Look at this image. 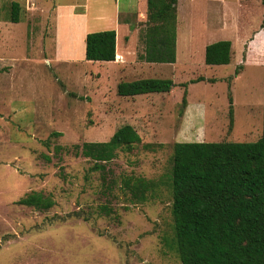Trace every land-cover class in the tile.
<instances>
[{
  "label": "rangeland",
  "instance_id": "374dc122",
  "mask_svg": "<svg viewBox=\"0 0 264 264\" xmlns=\"http://www.w3.org/2000/svg\"><path fill=\"white\" fill-rule=\"evenodd\" d=\"M71 1L0 0L6 22L0 24V264H22L33 238L49 234L62 240L57 264H181L172 249L173 146L260 139L264 58L259 50L248 55L243 43L262 26L264 0H179L175 64L138 60L146 0H77L68 18ZM13 2L24 24L7 22ZM116 12L129 28L120 29L119 63L87 61L85 33L112 29ZM218 41L233 44L234 60L208 66L206 48ZM140 79L176 86L170 93L118 95L120 83ZM125 125L141 143L107 166L117 186L106 191L93 162L76 156L73 146L107 142ZM132 175L164 186L133 204L121 188ZM32 191L56 205L41 212L17 204ZM25 234L30 238L7 246Z\"/></svg>",
  "mask_w": 264,
  "mask_h": 264
},
{
  "label": "trees",
  "instance_id": "16d2710c",
  "mask_svg": "<svg viewBox=\"0 0 264 264\" xmlns=\"http://www.w3.org/2000/svg\"><path fill=\"white\" fill-rule=\"evenodd\" d=\"M178 3L148 0V24L142 32L144 51L138 55L139 61L176 63ZM11 8L9 20L18 23L20 4L13 2ZM261 27L264 29V18ZM116 38L115 30L87 34L86 60L114 62ZM231 60L230 41L207 46L206 65L225 66ZM175 86L170 79H140L120 83L117 93L121 97L170 93ZM183 103H187L186 94ZM139 143L141 137L134 127L125 125L109 141L75 145L73 151L93 162L91 171L99 172L105 190L111 191L117 181L109 180L107 166L119 151ZM161 186V180L133 175L121 180V188L133 204L148 202ZM169 187L173 196L172 249L181 264H264V102L263 133L256 142L175 143ZM17 204L41 212L56 205L41 191L26 194ZM103 210L111 213L108 206Z\"/></svg>",
  "mask_w": 264,
  "mask_h": 264
},
{
  "label": "crops",
  "instance_id": "0c3cea01",
  "mask_svg": "<svg viewBox=\"0 0 264 264\" xmlns=\"http://www.w3.org/2000/svg\"><path fill=\"white\" fill-rule=\"evenodd\" d=\"M30 1V0H29ZM77 0L71 1L68 4V9H70L67 12L68 18L72 17L74 12H73V7L76 4ZM91 1V0H89ZM148 3V0H146ZM143 5V4H141ZM21 7V5H20ZM65 7V6H64ZM21 12V10H20ZM10 19V18H9ZM7 22H11L10 20H8ZM22 22L21 18L20 21L18 23ZM13 23V22H11ZM18 23H14V24H18ZM23 23V22H22ZM0 24H6V22H0ZM24 24V23H23ZM114 28V29H113ZM122 28H126L127 30H129V28L127 27L126 23H122L119 19V16H117V12H116V16H115V25L112 27V29L109 30H115L117 33V38H116V60L114 62H105V63H109V64H117L119 63V59L118 57L124 54V52L122 51V42H120V29ZM106 31V30H105ZM100 32V31H99ZM179 31H177L178 34ZM87 34H89V32L87 31L84 35V38L86 39ZM124 36V35H123ZM178 37V35H177ZM123 38V37H122ZM245 45V49L247 54H252L254 52V50H259V52H261V54L263 55L264 58V29L260 26V28L254 33L253 37L248 41L247 43H243ZM85 48H86V43H85ZM234 46L232 44V60L231 63L234 60ZM178 59V58H177ZM177 62V60H176ZM239 63H241V61H239ZM175 64V63H174ZM55 226L57 227V224H55ZM14 231H16V225L15 227L12 228ZM30 236L29 235H24V236H19L18 239L13 240L11 242H9L7 244H13L15 243H19L21 241L27 240L29 239ZM59 239H57V236H53L51 234H49L48 236H46L45 238H40V237H35L33 238V245H31L32 249L29 250L28 253H23L22 256V264H57V260H58V256L63 257V249H62V240L61 242L58 241ZM74 264H79L77 262H75Z\"/></svg>",
  "mask_w": 264,
  "mask_h": 264
}]
</instances>
